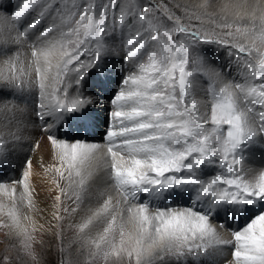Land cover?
<instances>
[{
	"label": "snow or ice",
	"instance_id": "6c2138e0",
	"mask_svg": "<svg viewBox=\"0 0 264 264\" xmlns=\"http://www.w3.org/2000/svg\"><path fill=\"white\" fill-rule=\"evenodd\" d=\"M211 9L212 0L194 7L178 0H21L14 9L0 0V167L9 159L5 145L25 140L34 115L51 149L53 163L44 170L58 194L49 226L61 230V252L67 217L84 264H205L227 246L226 264H264V169L246 166L252 151L264 148V0ZM229 14L248 23L229 21ZM206 24L235 27L250 43L233 42L231 31L221 39ZM201 45L228 47L241 79L223 81L231 68L217 70ZM119 53L127 67L110 98L106 143L61 135L73 121L87 126L96 99L82 89ZM198 76L207 81V100L196 98ZM39 147V140L30 146ZM32 169L26 157L19 177L0 180V228L17 241L21 258L38 264L33 233L44 225L24 211L41 212ZM102 171L122 199L104 191L84 211ZM221 214L243 224L226 229ZM0 264H13L12 257L0 254Z\"/></svg>",
	"mask_w": 264,
	"mask_h": 264
},
{
	"label": "bare ground",
	"instance_id": "6f19581e",
	"mask_svg": "<svg viewBox=\"0 0 264 264\" xmlns=\"http://www.w3.org/2000/svg\"><path fill=\"white\" fill-rule=\"evenodd\" d=\"M19 1L20 0H3V3L5 7H8L10 5L11 8L14 9V7L16 8V6L20 3ZM216 1L217 0H212V9H215L218 7L220 10L221 7L225 3L237 2V0H225V1H221L220 3ZM188 2L199 4L201 0H189ZM231 17L233 16L229 14L228 18H231ZM212 52H213L212 53L213 55L215 54L218 56L216 59L219 58V59L226 60V55L223 54L224 50L216 49L215 51H212ZM108 59L110 62L106 65L105 74H103L100 78H97V81H96L97 87L95 88V90L97 91V93L91 92L92 93L91 95H93L95 99L99 101L102 100L103 102L105 101L103 103L104 106L102 107L104 109L106 107H108L109 109L111 108V103H110L111 94L106 84H108L110 87L114 82H116L115 84H113V90H114V87H119V82L121 81L122 77L125 75V71L127 67L120 62L121 59L117 54L110 56ZM208 62L212 66H214V64L210 60ZM225 65L230 66L231 70L233 71L235 70V68H238L237 61H230L229 63H226ZM242 71L243 70L241 69V72ZM221 77L223 81L229 80V78L222 73H221ZM90 78L92 79V76H90ZM233 78H234L233 76L230 77V79H233ZM198 79H200V77H198L197 80ZM235 80L239 81L240 79H235ZM198 84H201V83H198ZM92 88L93 86L91 85L89 81L85 84L82 91L85 94L90 95V91L92 90ZM115 92L116 91L114 90L113 94H115ZM34 95L35 94L33 93L31 96H29V104H30L29 112H31L32 108L34 107V105L32 104ZM195 95L198 100L208 99L206 92L204 93V90L197 85L195 88ZM104 109H102V111ZM89 117H90L89 120L93 123V125L95 127H98V124L96 121H101L103 118V114L99 113L98 110L90 106ZM30 119H31V122L29 123L28 127L25 129V133H24L25 140L17 144L7 143L5 145V147L8 150L9 159L7 161L6 166L0 167V180L10 181V180H14L17 177H19L25 158L26 157L31 158L32 164H33V169H32L33 176L31 178V183H32V186L35 188L36 202H37L38 207L41 209V212H34V211L29 212L26 207L24 208V211L28 212V214L33 219H35L38 226L40 224L44 225V228L42 229V233L46 234L48 233L46 227H50L49 223L51 224L56 223L52 219L51 212H52V204L54 202V196L58 194V189H56L55 186L52 184V173H46L44 170V166L53 163L51 159V155H50V152H51L50 145L46 139L45 134L40 131V128H39L40 122L36 119L34 115H32ZM104 126H106L104 130H106L108 126L107 125H104ZM71 130H75V129L72 127L70 131ZM4 131L7 132V129H4ZM41 137H44V138L41 139ZM102 137L103 135L101 133H98L97 137L93 141H88V142H96V143H101V144L106 143V138L104 137L105 141H103ZM80 138L83 139V137H80ZM9 139L10 138L7 135H5V140H9ZM86 139L88 138L86 137ZM35 140L40 141V147L33 150L30 148V146ZM263 154L264 152L259 154V151L255 148L252 151V155L248 157L246 161V166L252 169H256V170L264 169ZM209 171H211V169H209ZM216 171H219V170L217 169ZM110 183L111 182L109 181L108 176L106 172L104 171L100 172L97 175V177L91 181L90 196L85 200V204L83 206L84 211H86L89 207L95 206L98 199H100V194L104 191H107L116 199H122L120 194L110 186ZM185 202L186 201H177L175 203H185ZM153 203H156V202H153ZM161 203L171 204L174 202L164 201ZM75 219L78 221L79 217L77 216L75 217ZM218 219L219 221L226 220V223H225L226 229L227 228L235 229V228L240 227L243 224V221H242L243 219L237 218L236 220H233L232 218L230 219V216L225 218L223 214H221V216ZM66 221H68V223L71 222L66 217L65 221L63 222V228L65 226ZM213 222L216 223L217 220L214 219ZM25 223L28 224V227L32 225L31 220L26 221ZM118 223H119V220H118ZM131 228H132V225L127 224V229H131ZM59 230L60 228H52V227L50 228V231H59ZM221 231L225 235V238H230L229 232L225 231L224 229H221ZM230 250L232 251L231 246H230ZM230 250H229V246L224 247L220 254L214 255L209 260H206L205 264H226V261L231 259V257L229 258V256L231 255H227L228 252L231 254Z\"/></svg>",
	"mask_w": 264,
	"mask_h": 264
},
{
	"label": "rangeland",
	"instance_id": "374dc122",
	"mask_svg": "<svg viewBox=\"0 0 264 264\" xmlns=\"http://www.w3.org/2000/svg\"><path fill=\"white\" fill-rule=\"evenodd\" d=\"M189 0H178L179 3L182 4H187L189 6H196L197 4L195 3H191L188 2ZM221 1H225V0H217L216 2H221ZM21 2V0L19 1ZM215 2V3H216ZM249 2H254V0ZM15 8V7H14ZM211 11L217 12L219 13L220 10L219 8H215V9H211ZM178 14L183 15L182 12H180L179 10H177ZM224 13H220V15H223ZM233 19L236 20L237 24H247L248 23V19L244 18L243 20H240L239 18H235V17H231L228 18L229 21H232ZM187 22V21H185ZM191 23L193 24H199L198 21L196 20H192ZM205 27L210 28V30H214L221 39L224 40H228L231 39L230 37L226 36L225 33L231 31L234 36L236 37V39L233 42H243V43H250V41H244V39L242 37L239 36V34H237L235 32V27L231 28V29H227V28H216L214 25H205ZM117 48L119 47V44L117 43ZM224 50V55H226V60L225 59H216L218 56L217 55H213L212 51L215 50ZM200 50L202 52L205 53L206 59L209 61H211L214 64V67L217 70L223 69L226 63H229L230 61H235L230 59L229 55H228V47H221V46H217V45H201ZM232 52L235 54L236 49H232ZM120 59L122 58V53L117 54ZM222 61V63H221ZM230 67V66H229ZM238 68H235V70H231V72L228 71H222V74H224L225 76H227L230 80V77L233 76L235 79H241V73L238 72L237 70ZM237 75V76H236ZM200 77V76H198ZM197 77V78H198ZM204 77H200V79H198V84L197 86L201 87L204 90L205 93V87L207 84V81L204 80ZM91 83V85L93 86L92 90L90 91V95L92 94L91 92H95L97 93V91L95 90V88L97 87V77L92 76V79L89 78V80L87 82ZM201 81V82H200ZM86 82V83H87ZM116 82H114L113 84H115ZM113 84L111 85V87H113ZM204 85V86H203ZM89 95V94H87ZM95 95V94H94ZM208 98V96H207ZM95 99V98H94ZM105 102V101H104ZM102 100L99 101L96 99V102L94 104H92V108H95L96 110L99 111V113L103 114V117L107 114L110 113V109L108 107H106L105 109L102 108L104 105V103ZM102 109H104L102 111ZM105 128V127H104ZM103 128V129H104ZM106 134V132H105ZM102 140H104V136L102 137ZM261 153V152H260ZM69 223L68 221H66L65 226L63 228V249L64 251L61 252V239L60 237L57 236V232L59 231H50L51 227H46L48 233L44 234L42 233V229L39 232H35L33 233L36 236V244H35V250L38 256V264H61V260H68L70 259L72 264H84V256H82L79 252V244L77 243V234L75 232L74 229L69 228ZM31 227L32 225L29 227V230L31 231ZM6 229L0 228V254H4L5 252H7L13 260V264H36V262L30 260L27 257H22V252L21 255H18V247H12L13 244H16L17 241L12 240V241H8L6 239V237L4 236ZM118 239V238H117ZM229 250H230V246H229ZM231 251V250H230ZM227 255H231L229 252L227 253ZM231 256H229L230 258ZM230 260V259H229ZM95 264H105V261L101 260H97L95 262ZM107 264H117V262L115 261V258L110 259ZM124 264H127V259L125 258Z\"/></svg>",
	"mask_w": 264,
	"mask_h": 264
}]
</instances>
